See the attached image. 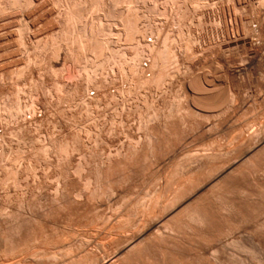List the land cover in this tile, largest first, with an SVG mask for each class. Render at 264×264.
Segmentation results:
<instances>
[{
    "label": "bare ground",
    "instance_id": "6f19581e",
    "mask_svg": "<svg viewBox=\"0 0 264 264\" xmlns=\"http://www.w3.org/2000/svg\"><path fill=\"white\" fill-rule=\"evenodd\" d=\"M45 1L47 0H0V22L2 23L0 43L14 35L17 36L19 46L23 49L31 46L29 48L33 50L31 56L27 55L24 60L18 61V67L16 66L17 69L14 71L16 78L27 77L29 73L31 75H29L30 88L23 86L29 90L28 94L26 92L28 96L26 103L20 100L19 94L23 90L20 91L16 82L9 87H5L2 83L4 75L9 73L8 63L12 57L11 52L8 55L5 54L4 66L0 67V172H4L0 176V188L11 186L14 191L12 194L6 189L2 196V204L0 203V264H226L224 261L226 258L223 260L219 254L223 253L220 251L221 247L226 245L227 237H224L231 234L233 230L238 231L239 225L248 218L250 212L247 209L243 212L240 207H235L237 204L234 205L235 203L230 201L231 198L229 197L230 200L227 198L229 196L227 194L222 199L224 192L219 189V186L228 176H233L236 181L241 178L247 180L248 174L246 176L240 172L246 163L257 157L260 152H264V121L262 123L258 121L259 123L255 124V117L251 118V121L248 118L237 121L238 113V116H242L246 108H249V99L231 85L220 86L217 75L212 74L208 69L201 70L200 65L198 66L200 62L191 60L188 55H183L184 52L182 54L183 49H188L189 43L199 39V36L190 35V26L185 22V18L189 10L197 8L200 0H163L160 6L161 13L166 14L170 8L169 21L174 26L167 29H164V23H155L152 18L154 3H151L156 0H52L55 6L48 10L45 9L47 6L45 3H48ZM140 1L144 4L142 11H140V5L138 6ZM207 1L205 2H214L208 6L209 4H203L204 0H201V18H197L196 25L204 24L210 14L226 15L224 4L220 6V3L217 6L218 1L222 0ZM37 12V19H46L48 16L55 15L58 31H49L50 34H46L48 37L43 39L38 38L36 34L29 36L27 33L30 24L34 22L26 20ZM86 13H91L92 17L90 15L91 18L85 19ZM238 17L233 18V25L240 35L227 36L226 26L220 31L228 37L227 41L225 39V47L241 44L250 48V34L253 28L246 25L245 18ZM257 19L260 23L258 31L263 34L264 17ZM114 25L120 27V32H113ZM248 25L250 26L249 23ZM14 27L16 30L13 31ZM120 33L123 36L122 44ZM148 37H151L150 41ZM6 44L0 50L10 47V44ZM225 47V50L229 49ZM127 49L131 52L128 53ZM143 58L148 60L149 73V78L144 80L141 77L143 72H140L143 68L139 69V62ZM180 61L181 65L185 64L189 71L178 85L179 88L184 89V95L176 96L174 91L175 96L169 98L171 101L164 100L161 106L154 104L153 101L145 114H139L138 128L143 131L141 137H138L141 139L140 142L126 145L123 151L119 150L106 159H102L103 153V157L97 160L94 157V150L88 147L91 146L90 140L98 136V132L95 133L93 129L98 122L94 123L92 128H89V124L86 129H70L69 134L65 133V135L68 134L67 136H55L53 132L47 130L50 132H46L47 140H41L44 121L47 122L49 119L52 123L56 121L51 118L54 113L50 114V117L46 116L40 110L41 108L37 107L39 104L36 105L37 95L44 87L39 80L33 81L35 77H32L33 75L41 78L42 75L56 77L54 82L56 91L62 87L60 86L63 83V81L61 83V77L70 69L67 68L72 66L77 69L78 80L73 81L74 83L66 88L64 96H55L58 106L59 102H64L69 110L74 103L81 107L77 109L78 111L72 110L67 114V119L74 123L83 117L82 114H91L96 111L95 109L102 102L120 99L124 94L131 92L132 87H135L131 84L132 87L126 90L118 87L113 92L108 91L103 78H97V76H102L109 68L115 69L122 77L127 78L129 75L137 77L135 80L137 84L144 86L148 84L156 90H163L164 87L167 89L165 85L171 81V78L180 73ZM250 61L242 66L241 64L237 66L235 63L236 70L245 69L246 71L248 65H251ZM13 63L10 64L14 65ZM216 63L217 67L222 69L228 62L219 57ZM195 65L200 71L196 70ZM193 67L196 71L192 69ZM30 68L33 71L30 72ZM48 90L46 89L47 93ZM91 90H94L92 95ZM256 118L259 120L257 116ZM150 122L154 124L150 125ZM225 127L226 129L230 127L228 131H233V133L230 131L232 133L229 140L230 146L226 149L223 146L228 143L221 146L224 149H220L221 151L207 144L199 151L190 153V150H184L177 154V147L183 141L193 139L196 132L204 130L205 134L202 131L200 135L204 134L208 137L206 133L213 132L209 136L214 134L215 131L212 129L222 128L227 131ZM54 130L56 129L53 128ZM218 130L216 137L221 133L217 135ZM211 137L213 139L215 136ZM92 140L91 142L94 141ZM158 152H164L166 155L169 153L170 164H174L171 166L172 171V168H169L170 165L168 167L172 172L169 174L174 176V180L171 181L168 178L170 183H168L167 191L166 186L163 188L166 192L160 190L159 193L147 192L141 196L137 194L133 200L126 199L127 194L129 195L127 189V193L123 191L126 194L117 192L120 186L131 181L132 165L139 161L147 163L149 162L147 160ZM75 153L80 155L78 160L74 159ZM184 161L187 163L185 164ZM147 166L150 167V163ZM186 166L191 167L186 172L195 173L184 176L181 172H185ZM48 168L55 171L53 181H49L50 177L47 176L49 174H45L47 171L44 170ZM251 172L253 171L249 170V174ZM253 173L255 176L256 172ZM27 174L32 176L31 182L23 178ZM259 174L264 179V174L261 172ZM31 176L27 177L31 178ZM262 178L259 179L263 180ZM249 179L251 178H248V182ZM263 183L259 185L262 186ZM256 192L252 194L256 195ZM260 193L263 194V191ZM262 194L258 195L260 200L257 201L262 204L261 206L264 204L261 202ZM225 197L230 201L229 203L224 200ZM113 203L117 206L113 205V207H116L118 211L111 217L107 215L109 211L106 213L105 209L108 210ZM263 209L260 208L259 212L262 213ZM254 213H257L253 215L258 218L262 215L255 211ZM230 216L233 219H229ZM254 218L250 219L251 222ZM257 219L255 218V221ZM251 222L250 225L253 226ZM256 222L260 227V221ZM192 227H196V231L195 229L193 231ZM253 234L256 235L254 232ZM252 235H243L245 237L238 235L236 242L230 240L231 244L244 247L245 250V244L240 243L243 241L241 239L253 243L258 235L255 237ZM259 238L257 243L262 244V246L259 245L262 249L264 239L258 242ZM242 262L227 260L228 264H243ZM259 262L264 264V254Z\"/></svg>",
    "mask_w": 264,
    "mask_h": 264
},
{
    "label": "rangeland",
    "instance_id": "374dc122",
    "mask_svg": "<svg viewBox=\"0 0 264 264\" xmlns=\"http://www.w3.org/2000/svg\"><path fill=\"white\" fill-rule=\"evenodd\" d=\"M162 1L163 0H156L155 2H152L151 4L154 5V8L152 9V18L153 20H155L154 22L155 23H160V24H163L164 25V29H167V28H173L174 26L170 23V15H171V10L169 8L168 12L166 11V14H163L161 13V5H162ZM207 0H204L203 4H209L208 6L211 5V3H213L214 1H211V3H207L205 2ZM217 1V0H215ZM45 2H48V3H45L46 7L45 9L48 10L50 8H53L55 5L52 3V0H47ZM141 2V1H140ZM139 2V3H140ZM161 2V4H160ZM199 8L197 6V10L196 9H191L189 10V12L187 13L188 15L186 16L185 18V22L190 26V35L192 37H195V36H199V39L198 41H195V42H191L189 43L188 45V49H181L182 50V54L184 52L183 55H188L189 58L193 61H197L198 63L200 62V64H198V66L200 65V69L203 70V71H206L207 69L210 70V72L214 75H217L219 79L218 83L220 84V86L222 87H228V86H233L235 88H237V90H239V92H241L242 94L244 93V95L246 96L247 99H249V102H248V107L249 108H246V112L244 111L243 113V117L239 115L236 116V119L238 118L239 120L237 121H240L241 118H248L250 119L251 121V118L253 119V117H255V119L257 121H255L254 119V123L257 124L260 122L262 123L264 121V29H263V34H261L262 32H259L258 31V27H259V20L257 19L258 17L260 18H263L264 17V0H222L221 2L218 1L217 3V6L221 5L226 8V11H225V14L224 16H221V13H217V14H210V18L208 17V19H206L204 21V24H200V25H196V21H197V18H201V0L199 1ZM223 2V3H222ZM138 3V6L140 8V11L144 10V4L141 2L140 4ZM143 4V5H142ZM157 5V6H156ZM143 6V7H142ZM57 7V6H56ZM235 7V8H234ZM159 8V9H158ZM57 9H60V8H57ZM155 12V13H154ZM192 12V13H191ZM236 12V13H235ZM197 13V14H196ZM235 13V14H234ZM38 14V12L35 14H33L32 16H30V20H26V21H30L32 24H30V29L28 31V35L30 36L31 34H36L38 35L39 37L38 38H46L48 37L47 35L50 34V32H56L58 31V27L56 25V17H54L55 15H51V16H48L46 19H37L38 17H36ZM41 14V13H39ZM168 14V15H167ZM195 14V15H194ZM88 15V16H87ZM91 15L92 17V14L89 13L87 14L86 13V16L84 17L85 19H89L91 17H89ZM154 15V16H153ZM193 15V16H192ZM199 15V16H198ZM235 15V16H234ZM197 16V17H196ZM238 17V18H242L244 19L246 25L248 27H250L252 29V32L250 34V48H246L245 46H242L241 44H238V45H234V46H226L225 47V42L227 41V38L226 35L222 34V32L220 33V31L223 29L222 27H225L228 28V32H227V36H236V35H240V32L237 33V31H235V27L233 25V18L234 17ZM263 16V17H262ZM35 17V18H34ZM50 17V18H49ZM160 17V18H159ZM223 17V18H222ZM163 18V19H162ZM214 18V19H212ZM222 18V19H221ZM55 19V20H54ZM162 21H161V20ZM167 19V20H166ZM190 19V20H189ZM212 19V20H211ZM219 19V20H218ZM38 20V21H37ZM40 20H43V21H40ZM211 20V21H210ZM221 20V21H220ZM223 20V21H222ZM232 20V21H231ZM247 20V21H246ZM250 20V21H249ZM166 21V23H165ZM190 21V22H189ZM220 21V22H219ZM227 21L229 22L227 24ZM258 21V22H257ZM169 22V23H168ZM192 22V23H191ZM207 22V23H206ZM44 23V24H43ZM105 23V22H104ZM215 23V24H214ZM218 23V24H217ZM248 23L250 24V26L248 25ZM1 22H0V32L2 31L1 30ZM224 24V26L222 25ZM230 24V25H229ZM192 25V26H191ZM205 25V26H204ZM215 25V26H214ZM56 26V27H55ZM115 27H112L113 29V32H117L120 30V27L119 26H116L114 25ZM211 26V27H210ZM229 26V27H228ZM55 27V28H54ZM220 27V28H219ZM234 27V28H233ZM119 28V29H118ZM213 28V29H212ZM230 28V29H229ZM234 32H233V30ZM195 29V30H194ZM197 29V30H196ZM211 29V30H210ZM217 29V31H216ZM16 30V27L13 28V31ZM116 30V31H114ZM213 30V31H212ZM50 31V32H49ZM198 31V32H197ZM120 32V31H119ZM196 33V34H195ZM210 33V36H208ZM214 33V36H212ZM233 33V34H232ZM236 33V34H235ZM43 34V35H42ZM47 34V35H46ZM205 36H204V35ZM218 34V36H217ZM223 36H222V35ZM235 34V35H234ZM120 35V43L122 44V38L123 36L121 35V33L119 34ZM262 35V36H261ZM122 36V37H121ZM225 36V38H224ZM256 36V37H255ZM260 36V37H259ZM203 37V38H201ZM213 37V38H212ZM218 37V38H217ZM205 38V39H204ZM212 38V39H211ZM221 38V39H220ZM148 41H150L151 37H148L147 38ZM206 41H204V40ZM211 39V40H210ZM220 39V40H219ZM223 39V41H222ZM226 39V41H225ZM262 39V40H261ZM201 41V42H200ZM217 41V42H216ZM9 42V43H8ZM15 42V43H14ZM197 42V44H195ZM211 42V43H210ZM213 42V43H212ZM7 43V44H6ZM208 45H207V44ZM220 43V44H219ZM224 43V44H223ZM254 43V44H253ZM9 45L10 44V47H6V48H2L0 50V67L3 65L4 62V58L6 57L5 54H10L11 52V58L9 59V73L7 72L6 75H4V79L2 81V83L4 84L5 87H9L11 85H13L15 82L17 85H19L18 87L20 88V91L21 89L23 90L22 92H20L19 96H20V100H22L24 103H26L28 101V92L30 88V79H31V75L30 73L28 74L27 77H23V78H16V75L14 73L15 69H17L18 65L17 63H19L18 61H22L26 58L27 55H32L33 53V50L32 48H29L31 46H28V48H25L23 49L21 46L18 45V41H17V36H12L10 39H8L7 41L5 42H1L0 43V48L3 47L4 45ZM201 44V45H200ZM206 44V45H205ZM259 44V45H258ZM12 45V46H11ZM197 45V46H196ZM217 45V46H216ZM240 45V46H239ZM193 46V47H192ZM202 46V48H201ZM209 46V47H208ZM197 47V48H196ZM207 47V48H206ZM221 47V49H220ZM229 47V49L225 50L224 49ZM219 48V49H218ZM5 49V50H3ZM203 49V50H202ZM7 50V52H6ZM250 50V51H249ZM21 51V52H20ZM202 51V52H201ZM20 52V53H19ZM127 52H131L129 49H127ZM186 52V54H185ZM189 52V53H188ZM221 52V53H220ZM127 53V54H128ZM195 53V54H194ZM224 53V54H223ZM192 54V55H191ZM229 54V55H228ZM5 55V56H3ZM192 57H191V56ZM225 55V56H224ZM198 56V57H197ZM215 56V57H214ZM217 56V58H216ZM256 56V57H254ZM194 57V59H193ZM219 57L221 58H224L227 60V64L225 65L224 68L222 69H219L217 67V59H219ZM247 58V59H246ZM250 58V59H249ZM254 59V60H253ZM216 60V61H215ZM251 60V61H250ZM251 63V65L246 68V71L245 69H242V70H236L237 69V66H241L242 65H246L247 62ZM256 61V62H255ZM14 62V63H13ZM147 58H143L142 60H140L139 62V69L140 68H143V71L142 69H140L141 73L143 72V74H141L142 76V80L146 79V78H149V73H148V70H147ZM181 62V61H180ZM208 62V63H207ZM234 64H233V63ZM263 62V63H262ZM10 63H13L14 65H11ZM204 63V64H203ZM237 63V66L236 64ZM7 64V62H6ZM182 62L180 63V73H178V75H175L174 77L171 78V81L173 82H168L165 86L167 87V89L164 87L163 90H156L152 87H150V85H146L145 86L143 84H137L136 83V78L135 76H124L122 77L121 75H119V73L114 69H108L102 76H97V78H103L104 82H105V86L107 89H109L108 91L110 92H113L116 90V88L118 87H121L123 89H128L130 88V86L132 87L135 86V87H132V90L131 92L127 93V94H124L122 97H120V99H113V100H109L108 102H102V104H100L94 111L93 113L91 114H82L83 117H80L78 120V122H74L71 121L69 119H67V114L70 112V111H78L79 109H81V107L78 105H75L76 103L73 104V107H71V110H69L66 106V104L63 102H59V106H58V100L56 97L58 96H64L63 94L65 93L66 91V88L69 87L72 83L76 82L78 80V75H77V69L72 67V66H67L69 70H67L66 73L63 74V77H61V83L63 81L62 84H60V87L59 90H56L55 91V85H54V82L55 80L57 79L56 77L54 76H48V75H42V78L40 76H37V75H33L32 77L33 78V81H37L39 80V82L42 83L44 89L41 90L39 92V94L37 95L38 99L36 102V105L37 107L42 110L44 112V114L46 116H49L50 117V114H53L54 115H51V118L54 119V121H56L55 123H52L51 120H47V122L44 121V124L42 126V129L46 130H42V133L44 132V134L41 133L42 137H41V140L42 141H45L47 140L46 137H48L47 133H50L48 131H51V133L53 132V134L55 136H67L72 129L74 128H82V129H86L88 128L87 126H89V128H92V126H94V123L98 122L96 128H93L95 133L98 132V136L97 138H92L91 140L93 142H91L90 140V143L89 145H91L90 147H88V149L90 150H94V157L95 159L97 158L100 159L99 157H103V153H104V157L102 159H106L108 156H112L114 155V153H116L117 151L119 150H124L126 145H133L137 142H140L141 139L138 138V137H141L143 131L142 129H139L138 128V125H139V114H145V112L147 111V108L149 107L150 103H152L154 101V104L158 105V106H161V104L163 103L162 101L164 100H169L171 101L170 99L172 97L175 96V92L176 91V96H183L184 95V89L182 87L179 88V83L183 81L184 77L187 76L188 74V69H187V66L185 64L181 65ZM232 64V65H231ZM248 64V63H247ZM11 65V66H10ZM203 65V66H202ZM4 66V65H3ZM17 66V67H16ZM141 66V67H140ZM183 66V67H182ZM196 67V65L194 66ZM194 67L192 68L193 70ZM183 68V69H182ZM197 68L196 70L197 71H200V69ZM232 68V69H231ZM11 69V70H10ZM190 69V71L192 72L193 70ZM206 69V70H205ZM226 69V70H225ZM230 71H229V70ZM235 69V70H233ZM248 69V70H247ZM182 70V71H181ZM185 72H184V71ZM195 70V71H196ZM229 72H228V71ZM233 70V72H232ZM29 71H33L32 68L29 69ZM75 71V72H74ZM235 71V72H234ZM245 71V72H244ZM251 71V72H250ZM260 71V72H259ZM71 72V73H70ZM114 72V73H113ZM194 72V71H193ZM201 73V72H200ZM231 73V74H230ZM32 74V73H31ZM71 74V76H70ZM75 74V75H74ZM106 74V75H105ZM146 74V75H145ZM239 74V75H238ZM30 75V76H29ZM64 75H68V77H64ZM144 75V77H143ZM180 75V76H179ZM225 75V76H224ZM251 75V76H250ZM105 76V77H104ZM148 76V77H147ZM183 76V78H181ZM220 76V77H219ZM250 76V77H249ZM51 77V78H50ZM140 77V76H139ZM225 77V78H224ZM227 77V78H226ZM6 78V79H5ZM38 78V79H37ZM41 78V79H40ZM131 78V79H129ZM10 79V80H9ZM19 79V80H18ZM25 79V80H24ZM35 79V80H34ZM174 79V80H173ZM229 79V80H228ZM239 79V80H238ZM42 80V81H41ZM60 80V79H59ZM181 80V81H180ZM74 81V82H73ZM228 81V82H227ZM240 81V82H239ZM38 82V81H37ZM133 82V83H132ZM223 82V84H222ZM227 84H226V83ZM232 82V83H231ZM19 83V84H18ZM22 83V84H21ZM135 83V84H134ZM225 83V84H224ZM132 84V85H131ZM169 84V85H168ZM29 85V86H28ZM46 85V86H45ZM119 85V86H118ZM127 85V86H126ZM129 85V86H128ZM228 85V86H227ZM263 85V86H262ZM25 86H27L26 88H24ZM48 86V87H47ZM171 88H170V87ZM29 87V88H28ZM53 87V88H52ZM112 87V88H111ZM142 87V88H141ZM148 87V88H147ZM242 87V88H241ZM24 88V89H23ZM49 91L47 93L46 89ZM137 88V89H136ZM150 88V90H149ZM170 88V89H169ZM26 89V90H25ZM58 89V88H56ZM64 91H63V90ZM149 91H147V90ZM245 90L247 92H245ZM44 91V93H43ZM46 91V92H45ZM61 91V92H60ZM133 91V93H132ZM140 91V92H139ZM159 91V92H158ZM163 91V92H162ZM168 91V92H167ZM27 92V94H26ZM92 92H94V90H91L90 91V94L92 95ZM151 92V93H150ZM153 92V93H152ZM162 92V93H161ZM173 92V93H172ZM178 92V93H177ZM261 92V93H260ZM24 93L26 95H24ZM135 93V94H134ZM138 93V94H137ZM144 93V94H143ZM148 93V94H147ZM155 93H156V97H155ZM246 93V94H245ZM258 93V94H256ZM153 94V95H152ZM159 94V95H158ZM174 94V95H173ZM254 94V95H253ZM151 95V96H150ZM170 95V96H169ZM23 96V97H22ZM56 96V97H55ZM154 96V97H153ZM257 96V97H256ZM26 97V98H25ZM50 97V98H49ZM170 98V99H169ZM56 99V100H55ZM254 99V100H253ZM55 100V101H54ZM136 100V101H135ZM149 100V101H148ZM46 101V102H45ZM51 101V102H50ZM57 101V102H56ZM129 101V102H128ZM254 101V102H253ZM45 102V103H44ZM50 103V104H49ZM56 103V104H55ZM252 103V104H251ZM43 104V105H42ZM135 104V105H133ZM233 104V102L231 103ZM40 105V106H39ZM57 105V106H56ZM250 105V106H249ZM48 106V107H47ZM75 106V107H74ZM259 106V107H258ZM43 107V109H42ZM52 107V108H51ZM59 107V108H58ZM66 107V108H65ZM76 110H75V109ZM46 111H45V110ZM57 109V111H56ZM60 111H59V110ZM64 109V110H63ZM78 109V110H77ZM257 109V110H256ZM52 110V111H51ZM253 110V111H252ZM50 111V112H49ZM55 111V112H53ZM59 111V112H58ZM83 111V110H82ZM105 111V113H104ZM139 111V112H138ZM61 112V113H60ZM101 112V114H100ZM47 113H49L47 115ZM103 113V114H102ZM118 113V115H117ZM120 113V114H119ZM59 114V115H57ZM97 114V115H95ZM123 114V115H122ZM138 114V115H137ZM241 114V112H240ZM255 114V116H254ZM257 114V115H256ZM63 115V116H62ZM85 115V116H84ZM92 115V116H91ZM115 115V116H114ZM120 115V116H119ZM127 115V116H126ZM252 115V116H251ZM260 115V116H259ZM58 116V117H56ZM91 116V117H90ZM119 116V118H118ZM122 116V117H121ZM256 116L259 118V120L256 118ZM97 117V118H96ZM115 117V118H114ZM240 117V118H239ZM261 117V118H260ZM94 118V119H93ZM56 119V120H55ZM93 119V120H92ZM113 119L115 120L113 122ZM118 119V120H117ZM60 122H59V121ZM68 120V121H67ZM81 120V121H80ZM98 120V121H97ZM235 120V119H234ZM246 120V119H245ZM122 123H121V122ZM259 121V122H258ZM50 122V123H48ZM113 122V123H112ZM118 122V123H117ZM69 123V124H68ZM101 123V124H100ZM135 123V124H134ZM150 122V125H153L154 123ZM264 123V122H263ZM50 124H53L50 126ZM56 124V125H55ZM64 124V125H63ZM73 124V125H72ZM99 125V127H98ZM137 125V126H136ZM50 128H49V127ZM62 127V131H61V127ZM71 126V127H70ZM74 126V127H73ZM78 126V127H77ZM80 126V127H79ZM44 127V128H43ZM52 127V128H51ZM56 127V128H55ZM69 127V128H68ZM84 127V128H83ZM108 127V128H107ZM220 127V126H219ZM50 130H49V129ZM53 128L56 129L54 130L56 133H54L53 131ZM66 128V129H65ZM218 128V127H217ZM224 128V127H223ZM68 129V130H67ZM71 129V130H70ZM222 129V128H221ZM219 128L218 132H217V135H220L216 137V128L215 129H212L214 132L213 135H210L209 134H212L211 132L206 133V135L208 137H205L204 134V130H202L204 132V134H201L200 133L202 132H196L193 136V139L190 138L186 141H183L181 145H179L177 147V154H179L180 152L179 151H184V150H190V153L194 152V151H199L200 149L204 148L205 146H207V144H209L210 146H212L213 148H218L219 151L221 150H224L223 147H225V149L227 148V146H230V135L233 133L232 130H229L228 129H231L230 127H228V129H226L225 127V130H227L230 134H228L227 131H224L222 129ZM48 130V131H47ZM58 130V131H57ZM109 132H108V131ZM111 130V132H110ZM122 130V131H121ZM211 130V131H212ZM130 131V132H129ZM232 133H231V132ZM47 132V133H46ZM105 132V133H104ZM108 132V133H106ZM133 132V133H132ZM223 132V133H222ZM227 132V134H226ZM58 133V134H57ZM65 133H68L67 135H65ZM116 133V134H115ZM63 134V135H62ZM222 134V135H221ZM44 135V137H43ZM129 135V136H128ZM140 135V136H139ZM211 136H215L212 137ZM225 136V137H224ZM210 137V138H209ZM229 137V139H228ZM138 138V139H137ZM227 138V139H226ZM205 139V140H204ZM215 139V140H214ZM219 139V140H218ZM107 140V141H106ZM213 140V141H212ZM111 141V142H110ZM199 141V142H198ZM222 141V142H221ZM134 142V143H133ZM190 142V143H189ZM205 142V143H204ZM213 142V144H212ZM217 142V143H216ZM121 143V144H120ZM130 143V144H129ZM211 143V144H210ZM221 143V144H220ZM229 145H228V144ZM203 144V145H202ZM227 144V145H225ZM116 145V146H115ZM192 145V146H191ZM225 145V146H223ZM94 146V147H93ZM124 146V147H123ZM185 146V147H184ZM188 146V147H186ZM218 146V147H217ZM223 146V147H221ZM108 147V148H107ZM201 147V148H199ZM104 148V149H103ZM116 148H118L116 150ZM187 148V149H186ZM96 149V150H95ZM181 149V150H180ZM183 149V150H182ZM221 149V150H220ZM193 150V151H192ZM114 151V152H113ZM101 152V153H100ZM107 152V153H106ZM106 153V154H105ZM261 153V152H260ZM258 154L257 157L255 156L250 162L246 163L245 166L241 169V172L240 173H243V174H248V178H251L249 179L250 181L248 182V178L247 180H243L242 178L238 181L235 180V178L233 176H228L226 178H224V180L222 181V185H220L219 189L222 190L224 193L222 194V199L224 198L223 196H225L227 194V198H229L230 201H233L231 202V204H234L237 206L235 207H240L241 210L243 212H246L245 210H249V216L247 219H245V221H243L242 224L239 225V228L237 229L238 231H232V233L230 234H227L224 238H226L227 240H224L226 241V245H223L221 247L222 250L220 251H223V253H219L220 254V257L224 260L225 258V262L226 264L227 263V260L228 261H234V260H239V261H243L242 263L243 264H261L259 262L260 260V257L263 256L264 254V244H263V247L262 249H260V247L262 246L261 243H257V238H259L258 242H261L263 239H264V214H263V211H264V204L263 206H261L262 204L258 203L257 201L260 200V197L258 195H261L262 193H260L261 191H263V194H264V185H259L261 184V182L263 183L264 179L262 178L263 176L260 177V174L259 172L263 173L264 174V152H262L261 154ZM96 154V155H95ZM102 154V155H101ZM98 155V157H96ZM100 155V156H99ZM169 153L166 155L164 154V152H158L157 154L152 155V157L147 160L149 162H145V161H139L137 164H134L132 165V168L130 170H132L131 172V181L126 183L125 185L123 184L122 186H120L118 189L117 192H126V189H127V192H129V195L127 194V197L126 199L128 200H133L135 198V195L139 194L138 196H141V195H144L145 193H159L158 191H164L166 192L167 189H168V186L170 183V180L173 181L174 180V176L173 175H170L169 173L172 174V170H173V166L172 164H170V156H168ZM106 156V157H105ZM151 156V155H149ZM80 157V155L78 153H75L74 155V159L75 160H78ZM259 157V158H258ZM154 158V159H153ZM151 160V162H150ZM260 160V161H259ZM76 162V161H75ZM186 161H184L185 163ZM148 163H150V167H148ZM187 163V162H186ZM185 163V164H186ZM253 163V164H252ZM256 163V164H255ZM158 164V165H157ZM168 164V165H167ZM170 165V167H169ZM214 165V163H213ZM145 166H147V168H145ZM165 166V167H164ZM167 166V167H166ZM172 168L171 171L169 168ZM187 168H184L185 172H181V173H184V176L186 175H190V174H194L195 172H186L188 171L190 168H188V166H186ZM255 167V168H254ZM169 169V170H168ZM187 169V170H186ZM263 169V170H262ZM52 170L51 168H48V169H45L44 171L46 172L45 174H49L47 176H49V181H53L52 177L54 175V170H53V173H52ZM165 170V171H164ZM249 170L250 171H253V172H256L255 176H254V173L251 172V174H249ZM261 170V171H260ZM51 171V172H50ZM168 171V172H166ZM170 171V172H169ZM166 172V174H165ZM4 173V172H2ZM2 173L0 172V176L2 175ZM44 173V172H43ZM52 173V175H51ZM258 174V175H257ZM262 174V175H263ZM170 175V176H169ZM27 176H31L30 174H27L25 175L23 178L27 179L28 181H32V176L31 178L27 177ZM155 178H154V177ZM167 176V177H166ZM173 176V177H172ZM258 176V178H257ZM158 178V179H156ZM162 178H165L164 180ZM170 178V180L168 179ZM252 178H256L258 180H252ZM259 178H262L263 180L259 179ZM153 179V180H152ZM159 180V182H158ZM161 180V181H160ZM144 183H143V182ZM157 181V183H156ZM169 181V182H168ZM253 181V182H252ZM259 181H261L259 183ZM135 182V183H134ZM146 182V183H145ZM224 182V183H223ZM236 182V183H235ZM53 182H51L52 184ZM157 184L155 186V184ZM168 184V185H167ZM243 184V185H242ZM249 184V185H247ZM264 184V183H263ZM127 185V186H126ZM134 185V186H133ZM226 185V186H225ZM229 185V186H228ZM232 185V186H231ZM124 186V187H123ZM163 186V187H162ZM166 186V187H165ZM253 186V187H252ZM151 187H153L155 189H152ZM157 187H161V189H157ZM165 187V190L163 189ZM231 187V188H230ZM9 188V189H8ZM8 188H0V203L2 204V196L5 192V190L7 189L8 191H10V193L14 194V191H13V188L11 186H8ZM138 188V189H137ZM250 188V189H249ZM122 189V190H121ZM135 189V190H134ZM143 189V190H142ZM154 191H152V190ZM157 189V190H156ZM163 189V190H162ZM148 190V191H147ZM253 190V192H252ZM257 192H256V191ZM137 191V192H136ZM139 191V192H138ZM160 191V192H161ZM239 191V193L237 192ZM259 191V192H258ZM126 192V193H127ZM228 192V193H227ZM234 192V193H233ZM256 192V195L252 194V193H255ZM126 193H123V194H126ZM258 193V194H257ZM260 193V194H259ZM134 194V195H133ZM242 194V195H241ZM262 194V199H261V202H264V195ZM131 195V196H130ZM133 196V197H132ZM253 196V198H252ZM137 197V196H136ZM226 197H225V201L227 202L228 200H226ZM246 197V198H245ZM248 198V199H247ZM247 199V200H246ZM228 201V203L230 202ZM239 202V203H238ZM256 202L258 203V205L256 204ZM256 207H254L255 205ZM0 204V205H1ZM113 205H115V203L112 204L111 207L107 209H105V212L109 211L107 213V215L113 217L114 215H116V212L118 211L117 209H115L116 207H113ZM252 205V207H251ZM260 205V206H259ZM258 206V207H257ZM113 207V208H112ZM249 207V208H247ZM251 207V208H250ZM254 207V209H252ZM263 207V208H262ZM112 208V210H111ZM260 208L261 210L263 209L262 213L259 212L260 211ZM114 209V210H113ZM120 209V208H119ZM239 209V208H238ZM257 209V211H256ZM240 210V211H241ZM252 210V211H251ZM111 211V212H110ZM113 211V212H112ZM255 212H258V214H262L259 216V218L256 216V215H253V214H257V213H254ZM105 213V214H106ZM111 213V214H110ZM252 215V216H251ZM254 216H256L255 218L257 219L256 221H260L261 225L259 227V223L257 224V222L255 221V218ZM235 217V216H234ZM252 217L254 218L251 222L250 219H252ZM229 219H233L231 216L228 217ZM263 218V219H262ZM260 219V220H259ZM263 221V222H261ZM250 222L251 224L253 223L254 225L251 226L250 225ZM255 222V223H254ZM257 225V227H256ZM256 228H255V227ZM261 226L263 228H261ZM243 227V228H242ZM250 227V228H248ZM237 228V227H236ZM254 228V229H253ZM196 231V227H192V230ZM241 229V230H239ZM246 229V230H245ZM245 230V231H244ZM242 231V232H241ZM234 232V233H233ZM247 234H250L252 235V233H256V236L255 234L254 237L256 236V238L253 240L254 242L256 243H250V241H246L245 239H241L242 242L240 243H243L245 244V250H244V247H240V246H234V244H231V241H235L236 240V237L239 235L243 236V235H247ZM250 232V233H249ZM252 232V233H251ZM259 232V233H258ZM241 233V234H240ZM244 233V234H243ZM237 234V235H236ZM243 234V235H242ZM259 234H262V235H259ZM232 235V236H231ZM252 235V236H253ZM243 236V237H245ZM229 237V238H228ZM231 240V241H230ZM237 241V240H236ZM235 241V242H236ZM228 242V244H227ZM238 242V244H240ZM262 243H264V241H262ZM248 247H247V246ZM251 245V246H249ZM257 245V246H256ZM261 245V246H259ZM226 246V247H225ZM234 246V247H233ZM223 247H224V250H223ZM239 247V248H238ZM251 247V248H250ZM243 249V250H242ZM250 251H249V250ZM259 250V251H258ZM259 253H258V252ZM261 252V253H260ZM232 254V255H231ZM253 254V255H252ZM258 254V256H257ZM260 254V256H259ZM228 257V258H227ZM259 257V258H258ZM236 258V259H235ZM258 258V260H257ZM255 260V261H254ZM256 262V263H255Z\"/></svg>",
    "mask_w": 264,
    "mask_h": 264
}]
</instances>
